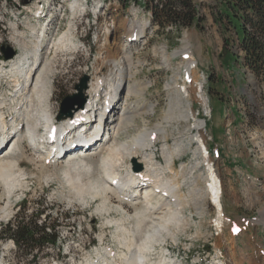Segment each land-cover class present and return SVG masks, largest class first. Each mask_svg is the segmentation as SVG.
<instances>
[{
	"label": "rangeland",
	"instance_id": "374dc122",
	"mask_svg": "<svg viewBox=\"0 0 264 264\" xmlns=\"http://www.w3.org/2000/svg\"><path fill=\"white\" fill-rule=\"evenodd\" d=\"M39 1L47 13L52 12L53 21L47 26V37L58 40L74 21L71 4L80 0H0V66L7 60L4 48L15 51V55L19 53L11 41L13 24L23 31L28 21L43 26L46 17L43 20L34 15ZM194 1L205 19L201 28L177 30L170 26L161 30L152 24L151 16L141 2L136 4L135 0H130L125 7L123 0H84L85 10L76 20L75 29L79 49L57 58L52 79L55 116L63 119L79 107L75 104L65 112L62 105L68 97L80 94L77 88L84 78H88L87 88L83 91V99L87 101V90L97 73H108L104 59L109 51L132 55L131 73L135 75L123 86L122 97L128 86L144 91L150 84L148 92L130 100L127 105L128 109L134 110L137 106L156 104L157 113L147 119L150 126L161 123L168 98L165 86L176 75L181 88L186 84L195 91L193 121L199 119L206 123L205 144L199 139L197 147L199 145L203 152L202 159H206L202 171L215 165L223 182L224 217L219 215L217 206L207 194L198 210L201 215L187 209L185 216L193 219L187 230L179 232L174 244L169 241L170 255L181 264H256L258 258H261L258 264H263L264 81L238 66L225 49L224 38L212 14L220 0ZM136 26L146 28L147 36L144 42L131 44L127 38ZM185 47L192 52L197 64L193 70L195 80L190 83L185 76L191 73L187 72L185 64L188 58L181 53ZM1 82L0 96L10 88L5 78ZM121 109L122 104H119L114 114ZM128 130L119 140H128L137 134L136 128ZM109 133L104 129L101 135L104 137ZM80 150L83 149L78 147L75 153ZM0 154V168L11 160L20 163V168L12 169L15 185L11 189L0 176V228L25 207L28 219L39 209H46L38 219L39 225L55 221L59 224L58 244L44 248L39 264H86L87 260L97 258V249L102 245L119 258L127 253L118 244L116 229L105 223L106 216L100 214L98 202L81 203L71 199L63 181L67 164L62 159L61 162L43 163L28 141L21 144L17 155L5 151L4 147ZM81 159L98 173L102 155L95 151ZM190 159L192 157L187 153L183 162L189 163ZM209 160L212 161L207 167ZM127 203L131 216L142 206L141 203ZM120 216L112 213L113 218ZM135 221L133 218L130 225L133 226ZM234 226L241 227L239 235H232ZM0 264L34 263L28 258H19L16 244L6 240L0 242Z\"/></svg>",
	"mask_w": 264,
	"mask_h": 264
},
{
	"label": "bare ground",
	"instance_id": "6f19581e",
	"mask_svg": "<svg viewBox=\"0 0 264 264\" xmlns=\"http://www.w3.org/2000/svg\"><path fill=\"white\" fill-rule=\"evenodd\" d=\"M41 4L39 1L34 15L44 9ZM70 7L74 21L58 40L49 39L44 27L36 21H28L24 31L17 24L12 25L11 41L19 53L0 66V83L5 78L10 87L0 96V149L4 147L5 151L17 155L21 144L28 141L43 163H52V159L56 162L63 160L67 164L63 181L69 188L71 199L99 203L98 210L106 216L105 223L116 229L118 244L127 253L119 258L102 245L97 249V258L87 260L86 264H181L170 255L169 241L174 244L179 232L189 228L193 217L187 219V209L201 215L198 210L208 194L219 215L224 214L221 203L223 182L216 166L202 171L206 159H202L203 152L199 145L197 147V140L201 139L205 144L206 123L199 119L193 121L195 91L186 84L181 88L175 75L165 86L168 98L162 121L150 126L147 119L157 113L156 104L137 106L134 110L127 108L130 100L148 92L150 84L144 87V91L128 86L122 97L123 86L135 75L131 73L132 55L109 51L104 59L108 73H97L87 90L86 104L74 108L63 119L57 118L52 79L57 58L79 49L75 29L76 20L85 10L84 0L73 2ZM146 36V28L136 26L127 39L131 44L135 41L141 43ZM188 50L185 47L182 55L192 53ZM189 61L185 64L191 73L185 76L190 83L195 80L192 66L196 62L193 56ZM119 104L122 109L115 115ZM93 114L98 118L104 115L102 125L109 134L100 138L95 136L101 121L98 119L96 128L93 127L89 120ZM77 123L79 125L74 127ZM54 128L55 136L60 140L48 148L44 142L51 137ZM131 128H136L137 134L128 140H119L120 135L128 133ZM73 146L83 150L75 153ZM45 150L50 151L47 154ZM95 151L102 155L98 173L81 159ZM187 153L192 157L189 163L183 162ZM14 168H20L16 160L8 161L0 168V176L10 189L15 185ZM126 202L141 203L134 217L130 215ZM112 213L121 216L116 219ZM133 218L136 221L132 226L130 221ZM101 241L105 242L104 239ZM260 260L258 258L255 263ZM262 262L264 264V258Z\"/></svg>",
	"mask_w": 264,
	"mask_h": 264
},
{
	"label": "trees",
	"instance_id": "16d2710c",
	"mask_svg": "<svg viewBox=\"0 0 264 264\" xmlns=\"http://www.w3.org/2000/svg\"><path fill=\"white\" fill-rule=\"evenodd\" d=\"M109 1V0H104ZM126 7L130 0H123ZM151 13V22L161 30L200 27L204 23L199 6L194 0H135ZM213 19L225 41L227 49L238 66L264 81V0H220ZM26 206V205H25ZM43 207V206H42ZM21 208L12 221L0 228V242L12 240L19 258L39 264L46 246L58 244L57 221L38 224L46 209H39L28 219ZM47 255V254H46Z\"/></svg>",
	"mask_w": 264,
	"mask_h": 264
},
{
	"label": "water",
	"instance_id": "95a60500",
	"mask_svg": "<svg viewBox=\"0 0 264 264\" xmlns=\"http://www.w3.org/2000/svg\"><path fill=\"white\" fill-rule=\"evenodd\" d=\"M5 53L6 59H11L15 56V51L11 49H3ZM88 82V78H84L82 80V84L77 88L80 92L79 95L71 96L68 97L64 102H63V111L69 112V110L75 105L78 104L80 107H83L86 104V101L83 99V91L87 88L86 84Z\"/></svg>",
	"mask_w": 264,
	"mask_h": 264
}]
</instances>
